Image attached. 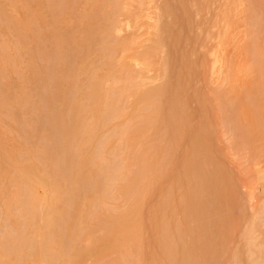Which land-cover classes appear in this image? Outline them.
Here are the masks:
<instances>
[{"label":"rangeland","instance_id":"374dc122","mask_svg":"<svg viewBox=\"0 0 264 264\" xmlns=\"http://www.w3.org/2000/svg\"><path fill=\"white\" fill-rule=\"evenodd\" d=\"M0 96V264H264V0H0Z\"/></svg>","mask_w":264,"mask_h":264},{"label":"bare ground","instance_id":"6f19581e","mask_svg":"<svg viewBox=\"0 0 264 264\" xmlns=\"http://www.w3.org/2000/svg\"><path fill=\"white\" fill-rule=\"evenodd\" d=\"M61 13V12H60ZM57 19V18H56ZM59 19V18H58ZM60 22H61V20H60ZM62 23V22H61ZM21 24V23H20ZM53 24V23H52ZM53 26V25H52ZM93 26L94 25H92V24H88V28H85V30L87 29V33L86 34H88V36H89V34H90V36L89 37H94V35H95V31H97V29L95 28H93ZM107 24L106 23H104V24H102V27H101V29H100V27L98 28V29H100L99 31H101V32H106L107 31ZM21 27V26H20ZM53 28V27H52ZM57 28V27H56ZM57 30V29H56ZM98 31V32H99ZM85 32V31H84ZM49 33V32H48ZM100 33V32H99ZM92 34V35H91ZM99 35V34H98ZM97 35V36H98ZM35 38V37H34ZM60 38V37H59ZM99 39H101L100 38V36H99ZM98 39V40H99ZM73 41V40H72ZM73 42H76V40H74ZM8 43V42H7ZM63 43V42H62ZM77 43L78 44H81V42H79V41H77ZM77 44V45H78ZM76 46V45H75ZM60 47V46H59ZM3 49V48H2ZM61 50V49H60ZM65 53V52H64ZM61 63V62H60ZM88 65H90V61L88 62V60H86V57L83 55V57H80V59H79V61H78V64H77V66L72 70V73H71V78H70V80H69V87H72V89L73 88H75V87H77V84H78V82H79V87L81 86L80 85V83H82V79H85V77L84 78H82V75L85 73L84 71L86 70V68H87V66ZM90 66H92V65H90ZM21 68V67H20ZM7 69V68H6ZM16 70V69H15ZM36 70V69H35ZM43 70V69H42ZM5 71V70H4ZM102 72V71H101ZM101 72H100V74H101ZM12 74V73H11ZM70 74V73H69ZM97 78V77H96ZM68 79V78H67ZM6 80V79H5ZM8 80V79H7ZM63 84V83H62ZM5 85H7V83L5 84ZM62 86V85H61ZM66 86V85H65ZM65 86L63 87V89H66L67 88V86H66V88H65ZM17 87H19V86H17ZM93 87V86H92ZM9 90V89H8ZM20 90V89H19ZM68 90V89H67ZM82 91V90H81ZM13 92V91H12ZM62 92V91H61ZM88 92V91H87ZM92 92H94V90L92 91ZM80 93V92H79ZM89 93H91V92H89ZM3 94V93H2ZM10 94V93H9ZM15 94V93H14ZM10 95H12V94H10ZM1 97V96H0ZM10 97V96H9ZM60 97V96H59ZM78 98H80L79 100H78ZM3 99V98H2ZM8 100V99H7ZM11 100V99H10ZM70 100V99H69ZM76 100V101H75ZM89 100V99H88ZM26 101V100H25ZM93 101V100H92ZM24 102V101H23ZM68 102V101H67ZM81 102L83 103V101H81V97L78 95V97L76 98V99H74V101H72V109H73V113H72V115H71V117H72V123H70L69 122V120H66L65 119V114H64V112L63 111H59V113L57 114V117H55V119L57 120V123H59V131L61 130V131H63L62 132V134H64V135H66L67 136V140L65 141V145H66V149H67V151H68V155L64 158V162L67 164V170H68V173H66L63 177V182H62V185H63V187L65 186V190L66 191H68L67 193H70V194H72L73 195V197H75V199L73 200L74 202H73V204H74V206H73V210H72V212H71V214L69 215V217L68 218H66V217H64V218H66L65 219V221H67L66 223H68L67 224V226L65 227V232H66V234L64 233L63 235H67L66 237L68 238V236H70V234H71V232H72V229H73V226H74V223H75V220H76V217L79 215V214H81V212L83 211V204H82V201L81 200H79V198H77V190H78V186L80 185V182H84L85 180L87 181V179L90 177V175L92 174V175H94V172L92 173V171H91V168H89L88 170H86L85 169V171H81L80 169H79V167L81 166V165H83V164H79L78 165V163H79V161L80 162H83V161H85L87 158L85 157V160L83 159V157L80 155V156H78V160H76V158H75V155L74 154H72L71 153V147H72V141L71 140H74V139H76V141H77V143L79 144V146L81 147V150H84V146H83V142H82V140L83 139H85L86 138V136L88 135L89 136V134L92 132V128H91V126L90 125H88V124H86L85 123V121H84V117L82 118V113H83V104H81ZM87 102V101H86ZM90 102V101H89ZM25 103V102H24ZM105 103V102H104ZM110 104H108V105H112L111 104V102H109ZM60 104V103H59ZM67 104V103H66ZM57 106V105H56ZM85 107H86V105H84ZM110 108V107H109ZM26 109V108H25ZM69 109H70V107H69ZM85 109V108H84ZM91 110V109H90ZM71 111V110H70ZM102 111V110H101ZM95 112V111H94ZM88 113V112H87ZM108 113H110V112H108ZM107 113V114H108ZM103 114H105V113H103ZM106 116V115H105ZM67 118H69V117H67ZM95 118H97L96 117V115H95ZM70 119V118H69ZM55 120V121H56ZM87 120V119H86ZM98 121V120H97ZM99 122V121H98ZM70 123V124H69ZM96 126V125H95ZM60 134V133H59ZM91 136V135H90ZM70 137V138H69ZM72 138V139H71ZM59 141V140H58ZM54 145V144H53ZM60 145V144H59ZM63 145V144H62ZM64 145V146H65ZM80 147H79V149H80ZM62 149V148H61ZM62 153V152H61ZM76 153V152H75ZM52 154V153H51ZM94 155V154H93ZM54 156V155H53ZM62 156V155H61ZM59 158V157H58ZM62 159V158H61ZM80 159H82V161L80 160ZM87 161V162H86ZM85 161V165H83L84 167L86 166V165H88L90 162H88L89 160L87 159ZM62 163V162H61ZM76 165H78L77 167H76ZM79 169L78 171L77 170H75V169ZM191 168V167H190ZM55 170H56V168H55ZM195 176V175H194ZM81 177V178H80ZM93 177V176H92ZM68 179H70L68 182H66ZM76 181H75V180ZM79 179H81V180H79V184H77V182H78V180ZM64 180H66V181H64ZM72 180H74V181H72ZM89 180V179H88ZM75 183V184H73V183ZM70 183H72V185L74 186V185H77V186H75V187H69V184ZM82 184V183H81ZM81 186V185H80ZM62 187V188H63ZM77 189V190H76ZM101 189V188H100ZM64 190V191H65ZM61 191V190H60ZM63 191V192H64ZM75 192V193H74ZM61 194H63L62 193V191L60 192ZM66 193V194H67ZM69 194V195H70ZM67 196V195H66ZM68 197V196H67ZM79 197V196H78ZM55 200V199H54ZM61 200V199H60ZM71 200V199H70ZM65 201V200H64ZM32 202V201H31ZM33 202H35L36 203V201L35 200H33ZM61 204L63 203V200L60 202ZM32 205H33V203H31ZM64 204V203H63ZM31 205V206H32ZM31 206H30V208H31ZM33 209V208H32ZM59 209H61V211H65L63 214H64V216L67 214L66 213V210H64L65 209V206L64 205H62V208H61V206H60V208ZM31 213H33V210H31V212H30V214ZM62 213V212H61ZM34 214V213H33ZM33 214H31L30 216H32ZM62 214V215H63ZM68 216V215H67ZM64 222V221H63ZM66 223H65V225H66ZM41 227V228H40ZM40 227H38V229L40 228V229H42V226H40ZM39 229V230H40ZM41 231V230H40ZM57 236L59 237V239L61 238V237H64V236H59L58 234H57ZM72 236V235H71ZM58 237H56V239H57V241H58ZM50 240V239H49ZM63 240V241H62ZM65 237L64 238H61L60 239V241H58V243L60 242L61 243V245H62V242L64 243L65 241ZM73 240V239H72ZM56 241V242H57ZM21 242V241H20ZM57 243V244H58ZM49 244V243H48ZM44 245L45 244H43V242H41L40 244H39V249L40 250H38L37 251V253L35 254H33V259L31 260V264H38L37 263V261H39V260H41L42 259V252H41V249H42V247H44ZM60 245V246H61ZM1 246V245H0ZM8 246V245H7ZM170 246H172L171 244H170ZM169 246V243H168V245H166V247H167V251L168 252H170V248H172V247H170ZM51 247V246H50ZM56 247V246H55ZM2 248V247H1ZM12 249V248H11ZM1 252V251H0ZM13 253V252H12ZM4 259V258H3ZM5 262V261H4Z\"/></svg>","mask_w":264,"mask_h":264}]
</instances>
